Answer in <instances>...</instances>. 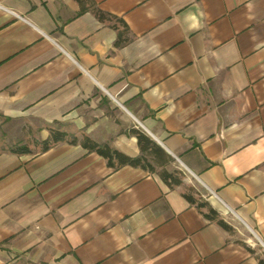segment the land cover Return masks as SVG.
<instances>
[{
	"label": "crops",
	"instance_id": "1",
	"mask_svg": "<svg viewBox=\"0 0 264 264\" xmlns=\"http://www.w3.org/2000/svg\"><path fill=\"white\" fill-rule=\"evenodd\" d=\"M85 6L0 0V118L40 142L51 130L78 141L0 151V264H260L264 0ZM132 130L186 172L206 207L80 143L135 158Z\"/></svg>",
	"mask_w": 264,
	"mask_h": 264
},
{
	"label": "trees",
	"instance_id": "2",
	"mask_svg": "<svg viewBox=\"0 0 264 264\" xmlns=\"http://www.w3.org/2000/svg\"><path fill=\"white\" fill-rule=\"evenodd\" d=\"M80 6L81 10L85 11L87 7L85 4H92V0H76ZM94 15L100 20L105 21V15L99 10H93ZM131 134H133L137 139V145L139 149V156L135 158L128 157L116 150H112L106 145H98L91 141L88 138H84L80 141L81 146L87 149L89 152H95L106 160L108 167L110 168H118L122 166H129L133 168H140L149 173L157 174L169 187L172 186H180L182 181L174 176V172L167 171V166L171 164L174 160L166 153L162 148L154 142L150 137L146 134L132 130ZM67 134L57 131L51 130L50 136L47 140L41 143L42 150H48L52 145L65 141L67 139ZM72 144H76L78 141L75 138L70 140ZM13 153L16 154H24L28 153V149L25 146L19 147L15 150H12ZM155 168H159L160 172L156 173ZM184 197L191 204H197L193 195L190 192L184 193ZM199 208H204L206 205L204 203L197 204ZM204 216L208 219H216L214 212L210 209H207V213ZM220 226L229 231V227L223 224L221 221H217ZM260 264H264L263 260H259Z\"/></svg>",
	"mask_w": 264,
	"mask_h": 264
},
{
	"label": "rangeland",
	"instance_id": "3",
	"mask_svg": "<svg viewBox=\"0 0 264 264\" xmlns=\"http://www.w3.org/2000/svg\"><path fill=\"white\" fill-rule=\"evenodd\" d=\"M73 137H67V139H72ZM42 142L37 140V132L35 129L25 126L22 123L11 122L10 120H4L0 118V151L3 150H15L19 147L25 146L28 150L39 151L42 149ZM167 171L174 172V176L181 181L186 180V184L183 182L181 185L185 193L190 192L197 204L203 202L202 195H204L202 189H200L194 181L190 180V177L186 174L182 168L173 161L167 167ZM155 172L159 173L160 169L155 168ZM190 184H194V188L190 187ZM259 250L263 252V249L259 247ZM264 254V252H263Z\"/></svg>",
	"mask_w": 264,
	"mask_h": 264
}]
</instances>
